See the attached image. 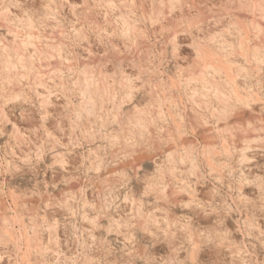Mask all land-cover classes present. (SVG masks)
I'll use <instances>...</instances> for the list:
<instances>
[{"label":"rangeland","instance_id":"rangeland-1","mask_svg":"<svg viewBox=\"0 0 264 264\" xmlns=\"http://www.w3.org/2000/svg\"><path fill=\"white\" fill-rule=\"evenodd\" d=\"M258 3L0 0V264H264Z\"/></svg>","mask_w":264,"mask_h":264},{"label":"bare ground","instance_id":"bare-ground-1","mask_svg":"<svg viewBox=\"0 0 264 264\" xmlns=\"http://www.w3.org/2000/svg\"><path fill=\"white\" fill-rule=\"evenodd\" d=\"M255 1V0H254ZM254 6H256L257 7V10L259 11V12H263L264 11V6H263V3H258V4H254ZM254 11V10H253ZM120 28V27H119ZM245 33H246V31H245ZM244 33V34H245ZM247 36V35H246ZM246 38H248V37H245L244 36V39H246ZM15 43V42H14ZM242 43H240V48H242V50H243V52H242V55H243V57L244 58H247V52H246V50H244V48L242 47V45H241ZM258 53V52H257ZM262 53H264V52H262ZM261 53V54H262ZM257 54L256 53H253V56H254V59L253 60H255V62H256V64H257V70H262L263 69V63H264V56H256ZM196 56H198V58H201V61L199 60L198 61V67H199V71H198V80L197 81H199V82H201V83H198V82H195V83H193V82H191V83H193V84H195V85H198L200 88L198 89H193V90H191L190 91V96L192 97V98H195V95H196V93L197 92H199V93H201V94H205V95H207L206 93H208V91H213L212 93H214V96L216 97V98H218V100H220V102L219 103H217V105H215V104H213V105H211V107H212V114H214L215 116H216V118L217 119H220L221 117H223V116H225V115H227V114H229L230 112H231V110H232V108L235 106V105H237V104H239V105H242V104H249L250 105V101L254 98L251 94H249V93H245L244 95H240V90H239V88H238V86H237V82L235 81L236 79H234L233 77H232V75L230 74V72L232 71V67H225L224 65H220L219 63H217L216 61H214L213 59H210L209 57H208V53L206 52V51H204V49L198 44L197 45V49H196ZM249 56V55H248ZM244 61V60H243ZM246 62V61H245ZM232 66V65H231ZM242 68V67H241ZM249 70V69H248ZM221 71H225L226 72V74H225V80H224V87H220V84L218 83V82H214V83H209V80L206 78L207 77V75H206V73H210V76L212 77V78H214L216 75H218V73L219 72H221ZM196 72V71H195ZM223 73V72H222ZM244 73H246V72H244ZM251 73V72H250ZM190 75H192V74H190ZM222 76V75H221ZM257 77V76H256ZM191 79H193V81H194V79H197L196 78V76H194V74L191 76ZM250 79V78H249ZM245 80L246 79H244V83H243V85L244 84H246L245 83ZM258 80V79H257ZM256 80V81H257ZM187 81V80H186ZM238 81V80H237ZM250 81V80H249ZM249 81H247V82H249ZM252 81H254V80H252ZM241 82V81H240ZM258 83H261V80L259 79V81H258ZM177 83H176V81L174 82L173 80H172V84H171V86L172 87H174L175 85H176ZM188 84V83H187ZM248 84V83H247ZM178 85V84H177ZM181 86H182V84H181ZM184 87H185V84L183 85ZM255 86V85H254ZM190 87V86H189ZM227 88V90H226V88ZM181 88V87H180ZM186 88V87H185ZM184 88V89H185ZM225 88V89H224ZM249 88V87H248ZM260 88V87H259ZM188 89V88H187ZM190 89V88H189ZM243 89V88H242ZM251 89V88H250ZM205 91V92H204ZM227 91V92H226ZM179 92V91H178ZM177 92V93H178ZM188 91L186 90V93H187ZM244 92H245V90H244ZM189 93V92H188ZM187 93V94H188ZM113 94V93H112ZM211 94V93H210ZM116 95V94H115ZM186 95V94H185ZM189 95V94H188ZM204 96V95H203ZM258 96V95H257ZM202 97V96H201ZM207 98H208V96H207ZM258 98V97H257ZM209 99V98H208ZM215 99V98H214ZM214 99H212V100H214ZM170 101V100H169ZM168 101V102H169ZM206 102V101H205ZM212 102V101H211ZM208 103H210V102H208ZM208 103H207V105H208ZM212 103H214V102H212ZM253 103V102H252ZM257 103V102H256ZM255 103V104H256ZM203 104H204V102H203ZM254 104V105H255ZM168 105V104H167ZM207 105H206V107H207ZM252 105V104H251ZM174 105H173V103L172 102H169V106H168V111L169 112H172V111H174V113L177 111L176 109H174V107H173ZM134 107V106H133ZM173 107V108H172ZM198 107V106H197ZM237 107V106H236ZM193 108V107H192ZM196 109V108H195ZM205 109V108H204ZM199 110V109H198ZM201 110V109H200ZM197 112H199V111H197ZM158 113H165L164 112V109L159 105V111H158ZM192 113V112H191ZM133 114V113H132ZM171 114V113H170ZM200 114H201V112H200ZM209 114V113H208ZM165 115H166V113H165ZM203 115H204V113H203ZM210 115V114H209ZM173 116V115H172ZM179 116V115H178ZM203 117V116H202ZM182 118V117H181ZM185 118V117H184ZM171 119H172V117H171ZM179 119V118H178ZM203 119V118H202ZM93 120V119H92ZM161 120V119H160ZM204 120V122H206L205 121V118L203 119ZM207 120V119H206ZM136 121L139 123V124H142V121H141V119H136ZM150 121V120H149ZM223 121V120H222ZM173 122H175V120L173 121ZM184 122V121H183ZM208 122V121H207ZM199 123V122H198ZM202 123V122H201ZM218 123V122H217ZM200 124V123H199ZM222 124V123H221ZM69 125V124H68ZM225 125V124H224ZM248 125V124H247ZM72 126H73V124H72ZM177 126V125H176ZM200 126V125H199ZM201 126H203V125H201ZM220 126V125H219ZM225 127V126H224ZM106 128V127H105ZM177 129V128H176ZM185 130V129H184ZM169 131V130H168ZM186 131V130H185ZM177 132V131H176ZM181 132V131H180ZM178 134V133H177ZM171 137V136H170ZM128 139V138H127ZM196 139V138H195ZM204 140V139H203ZM37 150V149H36ZM51 150V149H50ZM210 151V150H209ZM39 152V151H38ZM261 153V152H260ZM244 154V153H243ZM264 154V153H263ZM254 155H256V154H254ZM259 156H261V155H259ZM59 158V157H58ZM167 158V157H166ZM99 161V160H98ZM179 161V160H178ZM63 162V161H62ZM157 162V161H156ZM168 162V161H167ZM7 164V163H6ZM151 165V164H150ZM159 165V164H158ZM168 165V164H167ZM255 165V164H254ZM260 167V166H259ZM153 168H154V166H153ZM164 168H165V166H164ZM27 169V168H26ZM172 169H173V167L172 166H169L168 167V170L171 172L172 171ZM258 169V168H257ZM226 170V169H225ZM162 170L161 169H159V168H157V170H156V173H157V178H159L160 180H162L161 179V174H162V172H161ZM240 174V173H239ZM170 175V174H169ZM156 178V179H157ZM155 179V180H156ZM154 182V181H153ZM162 183V182H161ZM90 194V193H89ZM253 194V193H252ZM118 195V194H117ZM91 197V196H90ZM109 197V196H108ZM93 198V197H92ZM106 205V204H105ZM131 205V204H130ZM75 206V205H74ZM183 206V205H182ZM104 209V208H103ZM107 211V210H106ZM112 214V213H111ZM187 221V220H186ZM60 222V221H59ZM42 225V224H41ZM172 225V224H171ZM21 228V227H20ZM42 229V228H41ZM41 231H43V230H41ZM130 233V232H129ZM128 236V235H127ZM104 237V236H103ZM103 239V238H102ZM41 245V244H40ZM18 246V245H17ZM18 248H19V246H18ZM63 249V248H62ZM98 250V249H97ZM64 251V250H63ZM124 251V250H123ZM100 252V251H99ZM70 253V252H69ZM72 253V252H71ZM7 260V259H6ZM63 260H65V259H63ZM60 261V260H59ZM67 261V260H66ZM73 261V260H72ZM69 262V261H68ZM76 263V262H75ZM98 263V262H97ZM63 264V263H62ZM67 264V263H66Z\"/></svg>","mask_w":264,"mask_h":264}]
</instances>
